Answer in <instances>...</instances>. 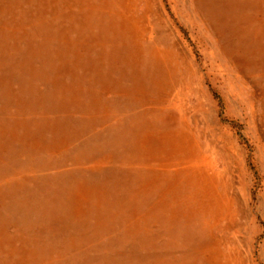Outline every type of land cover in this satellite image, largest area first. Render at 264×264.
<instances>
[{"label": "rangeland", "instance_id": "obj_1", "mask_svg": "<svg viewBox=\"0 0 264 264\" xmlns=\"http://www.w3.org/2000/svg\"><path fill=\"white\" fill-rule=\"evenodd\" d=\"M0 264H264V0H0Z\"/></svg>", "mask_w": 264, "mask_h": 264}, {"label": "bare ground", "instance_id": "obj_2", "mask_svg": "<svg viewBox=\"0 0 264 264\" xmlns=\"http://www.w3.org/2000/svg\"><path fill=\"white\" fill-rule=\"evenodd\" d=\"M176 140H177V143L179 144V145H177V148L179 150L182 149V150L186 151V153L188 155V162L190 164V168L193 170H197V167L199 165H201V167H202L201 160H199V158H196L197 156L195 155V150H193V148H192L194 143L191 142V139L187 136V134L184 133V134L180 135ZM177 148L175 150H177ZM197 179L198 180L195 184L199 185L200 188H198V189H201L200 192L202 193V195L204 197H207L210 195L214 196V197H212V200L213 201L215 200L214 204L209 205V206H212V209H214L216 211V213H220V214L221 213H228V214L231 213L232 214L233 205H236L233 197L228 198L227 195L222 196V197L220 195H215V193H214L215 191L213 189V184L211 183V181L207 180L206 176L203 175L202 173L200 174V176ZM216 224H218V223H216ZM208 258H209L208 259L209 262H210V260L213 261L212 256L211 257L208 256Z\"/></svg>", "mask_w": 264, "mask_h": 264}]
</instances>
